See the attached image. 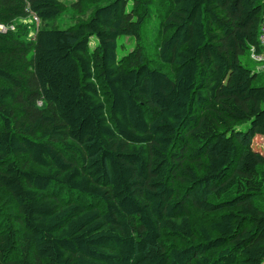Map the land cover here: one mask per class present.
<instances>
[{
    "label": "trees",
    "instance_id": "1",
    "mask_svg": "<svg viewBox=\"0 0 264 264\" xmlns=\"http://www.w3.org/2000/svg\"><path fill=\"white\" fill-rule=\"evenodd\" d=\"M71 6L0 0V264H264V0Z\"/></svg>",
    "mask_w": 264,
    "mask_h": 264
},
{
    "label": "rangeland",
    "instance_id": "2",
    "mask_svg": "<svg viewBox=\"0 0 264 264\" xmlns=\"http://www.w3.org/2000/svg\"><path fill=\"white\" fill-rule=\"evenodd\" d=\"M61 1H63L67 5L65 13L56 17L54 20L50 22L52 25H55L59 28H66L70 26L71 24L75 22L77 18H86L89 15L93 7V6H89L84 13H81L79 11H76V9H73V7L71 6L75 0H61ZM32 20H33L32 17L21 19L22 22H31ZM38 27H39V23L35 22L34 28L36 29ZM10 28L12 27L10 26ZM32 29L29 31V34H28L29 37H32L34 34V30L32 31ZM94 42H95V39L92 38L90 48H92ZM117 43H118L117 51H116L117 57H121L122 55H124L125 53H127L129 50L133 48L134 39L132 37L123 35V36H119ZM241 62L251 69L255 68L256 66L255 62L250 59V55L248 52L241 56ZM262 76H264V74H262ZM247 125L248 124H242L239 128L244 130L247 127Z\"/></svg>",
    "mask_w": 264,
    "mask_h": 264
},
{
    "label": "built area",
    "instance_id": "3",
    "mask_svg": "<svg viewBox=\"0 0 264 264\" xmlns=\"http://www.w3.org/2000/svg\"><path fill=\"white\" fill-rule=\"evenodd\" d=\"M35 20L37 21L36 17ZM0 30L5 31L6 28L3 25H0ZM259 45H260V50L258 52H256L254 49L250 50V57L256 63V70L260 72H264V19L261 23V28H260Z\"/></svg>",
    "mask_w": 264,
    "mask_h": 264
},
{
    "label": "crops",
    "instance_id": "4",
    "mask_svg": "<svg viewBox=\"0 0 264 264\" xmlns=\"http://www.w3.org/2000/svg\"><path fill=\"white\" fill-rule=\"evenodd\" d=\"M252 145L255 149L264 153V134H257L253 138Z\"/></svg>",
    "mask_w": 264,
    "mask_h": 264
}]
</instances>
